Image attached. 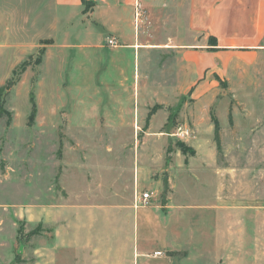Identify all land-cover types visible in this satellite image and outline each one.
Masks as SVG:
<instances>
[{"label":"rangeland","instance_id":"374dc122","mask_svg":"<svg viewBox=\"0 0 264 264\" xmlns=\"http://www.w3.org/2000/svg\"><path fill=\"white\" fill-rule=\"evenodd\" d=\"M51 2L0 0L17 12L0 15V264H180L176 235L203 238L217 197L231 264H264V55L215 75L203 105L171 53L144 49L124 77L109 74L108 52L61 45ZM14 17L23 27L6 29Z\"/></svg>","mask_w":264,"mask_h":264},{"label":"crops","instance_id":"0c3cea01","mask_svg":"<svg viewBox=\"0 0 264 264\" xmlns=\"http://www.w3.org/2000/svg\"><path fill=\"white\" fill-rule=\"evenodd\" d=\"M138 4L144 12L142 18L136 17ZM51 10L50 29L56 35L62 34L61 45L101 55L108 52L106 68L110 75L115 71L117 76L125 77L127 60L133 62L134 68L136 56L144 49L173 54L181 65L185 63L188 75L195 76L189 79L185 91L203 105L216 95L215 75L223 79L232 68L241 63L251 65L264 55V0H52ZM11 12L17 13L16 9L5 8L0 15ZM29 17L25 23L36 30L38 11L32 9ZM22 23L17 17L4 20L6 29L23 27ZM150 28L157 33L153 43L147 38ZM168 28L180 32L161 39V31ZM73 31L81 35L79 45L66 39ZM112 38L118 47L107 45ZM210 39L216 46L209 45ZM221 199L217 197L215 205L208 208L216 215L211 217L212 226L203 238L192 235L188 244L182 235H176L175 247L182 253L178 256L180 264L184 260H191L192 264H231L230 208L223 204L225 198Z\"/></svg>","mask_w":264,"mask_h":264},{"label":"trees","instance_id":"16d2710c","mask_svg":"<svg viewBox=\"0 0 264 264\" xmlns=\"http://www.w3.org/2000/svg\"><path fill=\"white\" fill-rule=\"evenodd\" d=\"M212 42L214 43L213 46H216L215 41L212 39ZM7 114V112L3 108V104H0V115ZM229 122L232 124V117L229 116ZM212 123L214 125V142L216 144L217 152H222V139H221V132H222V126L219 122V120L212 115Z\"/></svg>","mask_w":264,"mask_h":264},{"label":"built area","instance_id":"2783aa9c","mask_svg":"<svg viewBox=\"0 0 264 264\" xmlns=\"http://www.w3.org/2000/svg\"><path fill=\"white\" fill-rule=\"evenodd\" d=\"M136 7H137V10H136V17H137V18H142V17L144 16V12H143V9H142L141 4H138ZM107 45H108L109 47L114 48V47H118L119 44H118V42H117L115 39L112 38V39H109V40H108ZM182 135L187 136V135H189V133H188V131H186V132H184ZM151 198H152V195L149 194V193H145V194H143V195L140 197V199H143L145 202H148L149 199H151ZM156 255H161V253H157Z\"/></svg>","mask_w":264,"mask_h":264},{"label":"water","instance_id":"95a60500","mask_svg":"<svg viewBox=\"0 0 264 264\" xmlns=\"http://www.w3.org/2000/svg\"><path fill=\"white\" fill-rule=\"evenodd\" d=\"M165 183L167 184V180H165Z\"/></svg>","mask_w":264,"mask_h":264}]
</instances>
